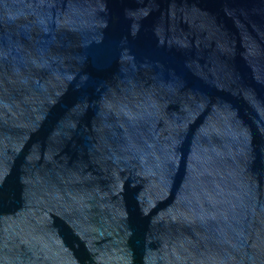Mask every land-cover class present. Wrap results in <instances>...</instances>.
<instances>
[{"label": "water", "instance_id": "obj_1", "mask_svg": "<svg viewBox=\"0 0 264 264\" xmlns=\"http://www.w3.org/2000/svg\"><path fill=\"white\" fill-rule=\"evenodd\" d=\"M0 264H264V0H0Z\"/></svg>", "mask_w": 264, "mask_h": 264}]
</instances>
